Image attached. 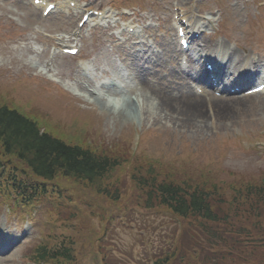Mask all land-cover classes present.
Listing matches in <instances>:
<instances>
[{"label":"rangeland","instance_id":"1","mask_svg":"<svg viewBox=\"0 0 264 264\" xmlns=\"http://www.w3.org/2000/svg\"><path fill=\"white\" fill-rule=\"evenodd\" d=\"M81 1L117 9L138 5L151 9L152 20L149 27L140 22V36L118 39L111 30L120 28L109 24L79 30L81 13L59 11L44 17L31 0H0V102L15 106L42 130L70 144L117 157L119 167L102 182L117 196L100 194L92 183L58 176L48 184L50 192L42 203L21 214L19 205L13 211V194L0 188V242L10 244L19 237L0 255V264H32L25 257L27 249L45 233H50V245L57 241L54 233L73 236L75 250L81 251L79 264H152L155 256L167 258L166 264H264V201L256 197L250 204L245 193L247 185L264 184V105L217 108L219 100L208 104L204 96L197 102L172 95L181 81L167 76L173 59L164 54L161 42L172 36L178 44L174 16L181 6L175 0ZM258 1L190 0L189 11L184 9L189 20L203 19L208 26L213 17L207 13H215L213 34L233 48L231 39L252 45L250 54L259 51L264 56V22L234 27L250 10L264 21ZM201 29L196 25L195 32L211 44L210 31ZM54 35L77 43L80 52L73 57L62 54ZM82 61L90 69H82ZM124 69L129 76L121 77ZM104 79L123 87H96ZM157 84L166 90L165 97L157 95ZM5 160L8 166L25 169L13 156ZM147 172L210 190L222 221L198 230L193 219L145 205L132 175ZM19 176L25 177L21 170Z\"/></svg>","mask_w":264,"mask_h":264},{"label":"trees","instance_id":"2","mask_svg":"<svg viewBox=\"0 0 264 264\" xmlns=\"http://www.w3.org/2000/svg\"><path fill=\"white\" fill-rule=\"evenodd\" d=\"M0 150V155L15 157L43 180H51L61 174L98 183L119 164L116 159L41 133L34 121L14 109L11 104L3 102L0 103ZM138 178L143 186H148L153 191L151 195L154 194L158 203L181 217H199L205 222L219 219L212 207L211 191L199 186H183L159 180L153 175ZM248 194V200L256 199L257 196V199L264 201V186H249ZM253 202L250 200V204ZM44 254L46 253L43 252L41 257ZM159 262L166 264L167 259H160Z\"/></svg>","mask_w":264,"mask_h":264},{"label":"bare ground","instance_id":"3","mask_svg":"<svg viewBox=\"0 0 264 264\" xmlns=\"http://www.w3.org/2000/svg\"><path fill=\"white\" fill-rule=\"evenodd\" d=\"M164 45L166 46V49H164V54L167 57H170L174 60H177L176 54H174L173 51H175L178 46L175 45L174 40L172 38H170V40L164 42ZM180 51H183V50L180 49ZM230 54L232 55L233 59H238L239 61H244L246 63L247 66H245L244 72H250L251 69L254 68L250 65V63L248 61L250 58H252L251 56H246V58H245L246 61H245V60L241 59L240 56L236 52H230ZM136 61H139V60L137 59ZM169 63H170V67L167 69V71H168L167 76L169 78H178L181 81L180 87H182L184 89L183 96L185 98H188V99L196 98L197 102H201V101L203 102L201 97L195 96V94L189 88V83H190V78H191L189 71L180 67L177 64V61H175V62L169 61ZM189 66L195 67L196 64L194 62L190 61ZM138 79H139L141 85H146V83H144V78L141 75L140 76L138 75ZM244 81L245 80H241V82H244ZM161 93L163 94L164 97L167 94L165 91H161ZM161 93L160 94L157 93V95L161 96L162 95ZM263 94H264V92L263 93L262 92L256 93L254 96L244 97L241 99H235L236 101H234V102L238 101L240 103H249V104L253 103L254 104V102L256 101V96L258 97V96H261ZM117 98H119V97H117ZM155 99H157V97H155ZM116 100H120V99H116ZM122 104H124V103H122ZM122 104L121 103H119V104L118 103H113V104L107 103L106 105H108V106L111 105V107H117V106L122 105ZM263 105H264L263 101L259 102V106H263ZM222 106L229 108V107H235V104L233 105L226 98V99L219 100V105L217 104V108L222 107ZM239 106H241V105H239Z\"/></svg>","mask_w":264,"mask_h":264},{"label":"snow or ice","instance_id":"4","mask_svg":"<svg viewBox=\"0 0 264 264\" xmlns=\"http://www.w3.org/2000/svg\"><path fill=\"white\" fill-rule=\"evenodd\" d=\"M261 90H264V89H261Z\"/></svg>","mask_w":264,"mask_h":264}]
</instances>
